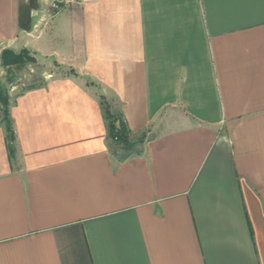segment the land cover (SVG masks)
<instances>
[{
	"label": "crops",
	"instance_id": "crops-1",
	"mask_svg": "<svg viewBox=\"0 0 264 264\" xmlns=\"http://www.w3.org/2000/svg\"><path fill=\"white\" fill-rule=\"evenodd\" d=\"M3 50L68 73L0 122V264H264V0H0Z\"/></svg>",
	"mask_w": 264,
	"mask_h": 264
},
{
	"label": "trees",
	"instance_id": "trees-1",
	"mask_svg": "<svg viewBox=\"0 0 264 264\" xmlns=\"http://www.w3.org/2000/svg\"><path fill=\"white\" fill-rule=\"evenodd\" d=\"M32 58L29 56L27 50H21L19 53H14L11 50H3L1 53V65L10 71L11 67L15 63H24L31 61ZM100 103L103 109V116L106 120L108 136L110 140L117 145H121L124 150V154L121 158H126L131 153L135 152L138 145L143 143L145 139V133H141L136 137L130 136V131L127 128L121 114L111 111L108 103L103 97H100ZM0 105L3 112V116L0 119L6 132V140L9 146V153L11 156L14 154V132L12 123L9 115V98L5 94L2 88H0Z\"/></svg>",
	"mask_w": 264,
	"mask_h": 264
},
{
	"label": "rangeland",
	"instance_id": "rangeland-1",
	"mask_svg": "<svg viewBox=\"0 0 264 264\" xmlns=\"http://www.w3.org/2000/svg\"><path fill=\"white\" fill-rule=\"evenodd\" d=\"M58 6L59 2L54 1ZM54 10V8H53ZM31 61L24 63H15L10 71L0 69V88L3 89L5 94L10 98L26 91L27 89L42 85V83L48 78L61 77L68 71L56 66L52 60L43 59L39 57H31ZM3 116V112L0 105V119ZM122 149L121 145H113V151H119ZM123 155L124 152H120Z\"/></svg>",
	"mask_w": 264,
	"mask_h": 264
}]
</instances>
